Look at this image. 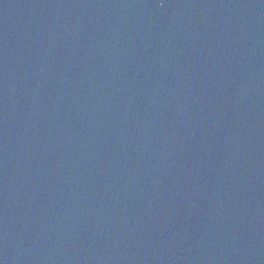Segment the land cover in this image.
<instances>
[{"label": "water", "instance_id": "1", "mask_svg": "<svg viewBox=\"0 0 264 264\" xmlns=\"http://www.w3.org/2000/svg\"><path fill=\"white\" fill-rule=\"evenodd\" d=\"M0 264H264V0H0Z\"/></svg>", "mask_w": 264, "mask_h": 264}]
</instances>
